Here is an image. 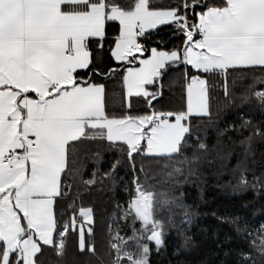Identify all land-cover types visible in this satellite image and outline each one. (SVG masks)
<instances>
[{
    "label": "snow or ice",
    "instance_id": "snow-or-ice-1",
    "mask_svg": "<svg viewBox=\"0 0 264 264\" xmlns=\"http://www.w3.org/2000/svg\"><path fill=\"white\" fill-rule=\"evenodd\" d=\"M162 28L180 44L149 47ZM178 83L181 106L158 108ZM257 84L264 0H0V264H57L71 248L94 264H150V245L159 253L169 230L183 235L191 222L174 194L181 177L205 166L234 190H264ZM217 91L249 113L209 141ZM100 145L115 155L105 171ZM125 166L129 181L117 177ZM105 181L123 196L111 198L98 238L82 199ZM234 230L251 237L236 264H257L253 252L264 262V224Z\"/></svg>",
    "mask_w": 264,
    "mask_h": 264
},
{
    "label": "trees",
    "instance_id": "trees-1",
    "mask_svg": "<svg viewBox=\"0 0 264 264\" xmlns=\"http://www.w3.org/2000/svg\"><path fill=\"white\" fill-rule=\"evenodd\" d=\"M168 29L162 28L160 34L153 35L148 42L149 47H159L154 43L155 40L167 41V48L180 44V40L173 37L168 39ZM179 76V72L176 73ZM110 83L115 84V81ZM264 85L257 84L260 88ZM119 89L117 88L116 91ZM236 95H239L237 91ZM183 91L180 83L172 90H165L164 98L157 105L161 110H175L183 103ZM212 126L207 127V137L209 141L216 138V132L224 128L229 123L239 122L240 112L249 113V107L241 105L239 100L234 102L226 101L222 91L214 93ZM254 104L255 101H252ZM205 125L208 122L202 121ZM100 163L99 168L105 171L109 168L115 155L111 151L105 150L104 145H100ZM264 152V145H257V158L259 153ZM140 160L137 158V165ZM161 164L163 161L160 162ZM234 163V161H233ZM146 166L155 167V162L145 161ZM92 162H88L85 179L91 173ZM159 171V169H157ZM257 173L260 169L257 167ZM118 178L125 181L132 179L131 173L127 167H122L117 173ZM229 183L227 174L217 176L214 169L202 166L194 176H188L187 179L181 177L175 195H182L183 201L190 206L191 222L183 225V235H178L175 230H169L165 236L164 246L159 253L154 246L150 255V264H236L235 252L238 249L249 251L250 236L247 231L237 235L236 226H242L246 229H254L259 222L264 221V190H234ZM123 184L113 185L109 181L104 184H97L88 193L83 194V206H93L97 212V236L102 235L103 221L107 213L111 211V198L123 196ZM237 219L236 225H230L229 220ZM225 234L232 237L231 241L224 243ZM184 237H188L189 242L185 246ZM225 251H230L229 256H225ZM48 254L46 253V256ZM257 264H264L260 257L253 252ZM56 261L55 257H51ZM57 264H94L92 258L87 252L79 253L71 248L67 255Z\"/></svg>",
    "mask_w": 264,
    "mask_h": 264
},
{
    "label": "rangeland",
    "instance_id": "rangeland-1",
    "mask_svg": "<svg viewBox=\"0 0 264 264\" xmlns=\"http://www.w3.org/2000/svg\"><path fill=\"white\" fill-rule=\"evenodd\" d=\"M260 224H264V221H261V222L258 223V225H260ZM258 225H257V226H258Z\"/></svg>",
    "mask_w": 264,
    "mask_h": 264
}]
</instances>
